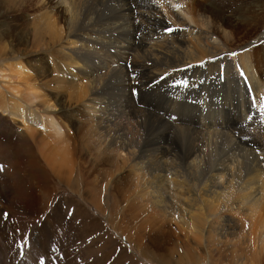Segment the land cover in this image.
<instances>
[{"label": "bare ground", "instance_id": "obj_1", "mask_svg": "<svg viewBox=\"0 0 264 264\" xmlns=\"http://www.w3.org/2000/svg\"><path fill=\"white\" fill-rule=\"evenodd\" d=\"M224 1L48 0L79 48L66 66L48 16L32 35L38 46L43 37L52 39L44 45L57 51L51 57L65 74L58 82L67 105L42 92L48 83L38 72L37 82L23 60L0 68L8 84L0 86V132L7 139L0 157L11 168L4 182L12 183L9 213L27 210L20 206L28 193L19 179L25 165L36 189L51 193L52 181L64 183L75 198L109 215L137 248L145 228L154 236L173 208L179 228L203 237L206 247L213 246V230L225 237L217 233L225 223L226 236L241 231L236 213L249 220L263 247L264 16L258 0ZM6 54L2 44L0 60ZM77 61L88 79L79 91L71 74ZM137 217L150 222L134 232ZM7 230L0 211V234ZM40 234L33 232L30 243L38 253L55 242L52 231Z\"/></svg>", "mask_w": 264, "mask_h": 264}, {"label": "rangeland", "instance_id": "obj_2", "mask_svg": "<svg viewBox=\"0 0 264 264\" xmlns=\"http://www.w3.org/2000/svg\"><path fill=\"white\" fill-rule=\"evenodd\" d=\"M237 1L226 0L224 2L235 3ZM258 1L261 6V13L264 16V0ZM49 7L50 3L48 0H0V46L3 44L7 53V58L3 60L1 58L0 60V68L14 60L17 62L18 58V60H23L31 71L30 75L34 76L37 82L38 72L42 76V78L39 76V79L48 83L46 88L40 85L43 87L42 92L49 99L51 98V101L58 100L62 104L67 105V93L62 92V89H60L62 85L58 82L59 79L62 80V77L65 79V74L60 73L61 70L57 68L56 61H53L51 57V55H56L57 51H49L51 48H47L48 46L44 45L50 40L47 35V37H43L44 41L40 46L35 44L33 36L38 33L39 29H43L48 24L44 18L47 16L51 18V24L55 20L53 22L55 24L53 25L55 34L54 46L58 51H63L68 55L66 66L70 60L73 61L72 51H75V47L79 48V45L76 44L74 37H68L69 39L66 37L62 23L56 15L57 13L53 12ZM261 29H264V23ZM247 32L249 34L251 31L247 30ZM135 37L137 38V36ZM50 41L52 42V39ZM8 56H11V58H8ZM77 62L76 67L78 69L73 66L72 62L69 64V68L72 66L75 69L73 70L71 67L73 71L71 74L79 91L84 82V85H87L88 79L86 80L80 72L83 65L79 61ZM66 70H69L68 67ZM218 71H222V69L218 68ZM129 77H131V74H129ZM0 80H2L0 86L2 84L7 87V81ZM14 86L12 85L11 87ZM250 96L248 95L247 98ZM35 104H37V101ZM58 104L56 106L59 108L61 104ZM74 105L72 104V106ZM78 118L79 116L77 115L74 118L75 126L79 124ZM17 132H19L18 129ZM8 133L12 137V141L16 142L17 135L13 134V132ZM1 135L2 132H0V142L2 144L7 143V139ZM45 135V132L38 133L39 137L45 138ZM262 159L264 160V157ZM19 170L21 174L19 179L25 180L24 182L28 188V193L22 194L24 200L21 201L20 206L26 207L27 210L23 211L21 215H11L7 209V203L12 199L9 196L11 195L10 187H12V183L8 182L4 186L5 177L8 171L11 173V168L9 163H5L0 157V183L3 185L1 186L3 190L1 192H4L1 193L3 198H0L2 205L0 211L3 222H7V225L9 224L6 237L4 236L5 232L0 234L3 264H264V246L262 247L261 245L260 247L259 233L256 232V229L251 230L249 220L241 213L234 215L238 221V226L242 227L241 231H233L236 233L234 237L226 236L225 233H230V230H227L230 222L225 223L217 230V233L220 232L221 235H225V239L220 238L216 234V230H213L210 237L213 246L210 248L203 243V237L199 238V240L195 239L188 230L179 228L181 225L176 224L178 219L176 209H170V222H168L169 220H164L165 223L157 222V225L163 227L160 230L156 227L155 230H158H156L154 236H151L152 232L149 231L147 226L145 234L139 236L140 247L137 248L136 244L132 243L127 236L125 240L121 231L111 224L109 215L103 216L90 205L75 198L64 183L56 180L52 181L51 193H47V190L45 193L40 189H36V183L33 179L26 176L28 169L25 165H22ZM192 187V191L198 190V185L193 186L190 184V188ZM224 217L228 219L229 215L226 214ZM119 220L117 219V221ZM134 221V225L132 224L131 226L134 232L136 228L139 229L145 223L150 222L147 218L140 219L138 217ZM113 227L117 231H113ZM41 229L52 231L55 242L52 244L48 243L46 246L48 247L47 250L38 253V246H30V243L33 232L41 235ZM127 229L128 233L133 236L134 232L131 229L129 230V228ZM223 229H225L224 232ZM43 239L45 240L44 237ZM157 239H159V244L156 241ZM232 252L236 253L234 257L231 254ZM30 256H33V259L29 260Z\"/></svg>", "mask_w": 264, "mask_h": 264}]
</instances>
